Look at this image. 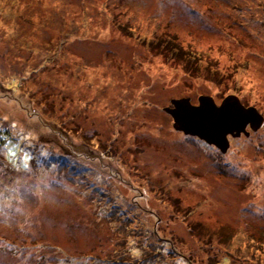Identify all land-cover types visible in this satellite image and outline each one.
<instances>
[{
    "label": "rangeland",
    "instance_id": "obj_1",
    "mask_svg": "<svg viewBox=\"0 0 264 264\" xmlns=\"http://www.w3.org/2000/svg\"><path fill=\"white\" fill-rule=\"evenodd\" d=\"M201 95L264 116V0H0V122L68 155L0 159V264H264V122L223 152L164 110Z\"/></svg>",
    "mask_w": 264,
    "mask_h": 264
},
{
    "label": "water",
    "instance_id": "obj_2",
    "mask_svg": "<svg viewBox=\"0 0 264 264\" xmlns=\"http://www.w3.org/2000/svg\"><path fill=\"white\" fill-rule=\"evenodd\" d=\"M164 108L173 118V126L185 134L196 135L223 152L230 146L229 135L249 134L248 124L256 129L264 122L263 114L254 106H246L237 95H230L217 104L210 95H201L198 104L189 98L173 99Z\"/></svg>",
    "mask_w": 264,
    "mask_h": 264
},
{
    "label": "trees",
    "instance_id": "obj_3",
    "mask_svg": "<svg viewBox=\"0 0 264 264\" xmlns=\"http://www.w3.org/2000/svg\"><path fill=\"white\" fill-rule=\"evenodd\" d=\"M168 43L170 45V43L177 44L178 42L177 41L175 42L173 40H169ZM12 79H13V81H15L16 78L12 77ZM44 122H45V120H42L43 124H44ZM14 125H15L14 123H11L10 125H5L4 123L0 122V159H2V158L4 159L5 158L3 163H7L12 168H14L16 170H21V171L30 169V161H32V163L36 162L39 165H46V168L51 169L50 167H53V165H55L59 161L58 158L59 159H65V158L68 157V155H65L66 153L63 152V151L60 154L55 155L53 150L50 147H47L45 144L40 143V142H39L40 145H38V143L30 144V142H29V143H27V145L24 146L22 144V142L19 141V139L12 137L11 128H14L15 127ZM55 127H56V123L52 122V124H50V126L48 128L51 131L58 132V129H55ZM15 134L18 137L19 134H18L17 131L15 132ZM32 146L40 147L39 150H41V152L47 157V159L44 156H42L41 153L37 152V150L33 151L34 147H32ZM6 151H7V154L4 157L3 153L5 154ZM53 157L56 158V161H55V159ZM45 170H47V169H45ZM56 170H57V172H61L62 171L59 168H56ZM61 173H63V172H61ZM61 178H62V180H61L60 183H64L65 181L67 182V177L66 176L64 178L63 177H61ZM104 182L105 181L103 180L101 183H99L98 180H96V185L98 187H100V189L102 190L103 193H105V189H106L105 185H104ZM92 194H93V192H92ZM112 206L114 207V209H116L119 212L118 213L119 215H124L125 218H133V216L125 214V211L122 210V206L120 204H118V205H116V204L113 205L112 204ZM128 207H130V206H128ZM141 208L145 209V210L147 209L145 206H141ZM114 209L110 210V208H109V211H107L104 216L108 217V219L112 220ZM139 210H140V205L138 203V211ZM132 211H133V214H134L135 211H134L133 207H132V210H130V211L127 210V212L131 213V214H132ZM151 215L155 216L154 212L151 211ZM121 220L123 221V219H121ZM133 221H135L137 223L135 230H139V226H145L146 225V223L144 222L143 219L139 220V219H137L135 217V218H133ZM122 228H123V225L120 224V226L117 229H119L118 231L121 232L123 230ZM146 228L149 231H152L151 229H154V230L157 229L156 224L153 227H149L148 225H146ZM140 234L142 236H140L139 241L143 240V239L147 240L146 235L144 236V233L138 232V235H140ZM225 236H232V234L231 235L226 234ZM148 241H149V239L147 240V242ZM156 244H157V242L154 245H156ZM144 247L147 248V249L153 250V248H151V246L147 245V246H144ZM154 249L160 250L161 246H159L157 248H154ZM172 249L173 250H172L171 256H177V255L180 256L181 260L179 262H177L178 264H185V262H183V261H186V262L189 261L190 264H193L192 263L193 259H191L190 256L185 255V254H180V253L174 254L173 251H175L176 249L175 248H172ZM227 252H229V251H227ZM262 252L264 253V249H262ZM157 253H158V251H157ZM173 260L174 259L171 258V261H173ZM116 261H118V259ZM137 261L142 264L144 260L142 258H140ZM173 263L175 264L174 261H173ZM143 264H147V263L145 262Z\"/></svg>",
    "mask_w": 264,
    "mask_h": 264
},
{
    "label": "bare ground",
    "instance_id": "obj_4",
    "mask_svg": "<svg viewBox=\"0 0 264 264\" xmlns=\"http://www.w3.org/2000/svg\"><path fill=\"white\" fill-rule=\"evenodd\" d=\"M157 254V253H156Z\"/></svg>",
    "mask_w": 264,
    "mask_h": 264
}]
</instances>
